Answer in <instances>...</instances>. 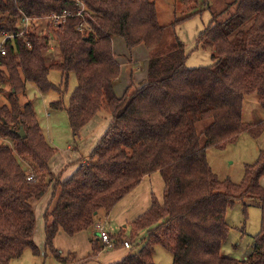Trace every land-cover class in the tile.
<instances>
[{
  "label": "trees",
  "instance_id": "16d2710c",
  "mask_svg": "<svg viewBox=\"0 0 264 264\" xmlns=\"http://www.w3.org/2000/svg\"><path fill=\"white\" fill-rule=\"evenodd\" d=\"M198 1L180 0L193 13L164 27L150 0H0V33H16L22 16L70 15L49 25L51 36L30 29L7 42L0 57V94L4 85L10 88L7 103L0 99V264H11L25 249L39 255L33 242L34 205L50 188L56 202L44 213L45 255L61 264L92 260L107 245L92 239L88 258L63 256L54 247L57 233L73 237L92 229L101 214L107 216L154 173L163 182L162 200L151 195L149 209L130 223L132 241L143 234L139 250L114 264H153L158 246L171 254L172 264H264V151L244 167L239 184L219 180L206 158L208 149L224 150L241 134L258 139L264 133V119L247 123L242 118L251 95L264 112V0H229L210 11L196 47L210 52L211 64L190 68L175 35L170 33L167 51L158 47L167 28L174 31L201 12ZM211 2L206 0V6ZM80 5L84 10L78 17ZM113 37L129 51L141 44L150 50L145 82L120 97L113 90L120 73ZM50 40L57 53L53 63L47 53ZM53 70L61 75L58 87L48 80ZM70 74L77 85L65 105L62 86L66 91ZM28 84L41 93L60 94L49 108L66 112L74 139L98 114L111 116L85 163L62 181L50 171L56 151L45 140L31 101L19 102ZM28 175L32 180H26ZM246 200L258 203L260 228L252 253L240 262L221 250L228 235L227 210Z\"/></svg>",
  "mask_w": 264,
  "mask_h": 264
},
{
  "label": "rangeland",
  "instance_id": "374dc122",
  "mask_svg": "<svg viewBox=\"0 0 264 264\" xmlns=\"http://www.w3.org/2000/svg\"><path fill=\"white\" fill-rule=\"evenodd\" d=\"M76 1V0H75ZM155 3L157 11V20L160 26L169 27V25L175 20L184 18L185 16L193 13V9L189 10L186 8L180 0H150ZM225 1L229 0H212L209 6H206V0H199L197 3L196 10H201V12L191 17L184 22L176 25L174 31L167 28L165 39L162 41V44L158 47L159 50H168V45L171 42L173 34L178 40H180L185 46V53L187 55L186 66L190 68H198L209 66L211 64L210 52L206 49H200L196 47V40L198 35L206 28L210 19V11L220 10ZM195 10V11H196ZM31 29L38 35H49L51 25L47 18L34 20ZM169 33V34H168ZM54 44L50 40L47 53L50 54L49 61H57V53H54ZM141 49H137L131 52L133 61L135 64L139 65L140 68L147 66V59H142L141 54L139 53ZM155 51V50H154ZM157 51V50H156ZM116 54H120L121 51L115 48ZM122 53V52H121ZM129 52L125 49V55ZM137 70L136 68H134ZM145 72V71H144ZM48 80L55 86H60L61 75L58 71L53 70L48 75ZM77 81L74 74L69 75L67 90L64 91V85L62 86L63 94L61 96L62 102L67 105L68 99L76 87ZM4 93L0 94V99L2 102L7 103L6 99L8 96V91L10 90L9 86L6 84L3 87ZM60 94L55 90H50L45 93L38 92L36 88L32 85L26 86V92L24 96H19V102L22 104L25 101H31L36 118L39 123L42 134L44 135L45 140L53 147L58 150L63 151L67 148V145L72 142L74 139L72 132L69 128L68 118L64 110H51L49 104L56 102L59 99ZM252 108L257 109L252 111ZM259 111V112H257ZM49 113V117L47 114ZM259 113L262 114V118ZM101 117V114H99ZM104 117V116H103ZM243 121L244 122H254L259 123L264 119V112L261 110L260 106L257 103V96L251 95L246 97L243 103ZM207 123H202L205 126ZM4 142V141H3ZM6 143V142H4ZM264 151V133L258 139L251 138L248 134H241L237 141L228 146L224 150H217L215 148H210L206 151V158L210 166L211 171L219 180H229L233 184H239L243 178L244 167L246 165H252L257 160L260 152ZM86 157V156H85ZM85 163V160L82 161L80 165ZM26 164H24L25 167ZM66 173V170L63 171V174ZM63 174H60L62 177ZM58 176V174H57ZM65 178H63L64 180ZM153 179V180H152ZM151 186L154 188L153 197H162L163 193V182L159 174L152 176L150 180ZM260 185L264 188V175L260 179ZM51 190L50 195H47L48 201L46 209L49 206H53L56 202V198H53L51 195L53 189ZM58 191V190H57ZM47 192V193H48ZM46 193V194H47ZM59 193V191H58ZM57 193V194H58ZM45 194V195H46ZM44 195V196H45ZM52 198V200H51ZM157 199V198H156ZM51 200V201H50ZM158 200V199H157ZM159 201V200H158ZM243 203L246 205L245 212ZM237 201L235 204L227 210L226 213V223L228 225V235L225 243L222 246L221 254L225 257L238 260L242 262L252 253V244L253 237L259 232L260 228V209L258 203L254 200H246L244 202ZM46 209L44 210L46 212ZM50 211V210H47ZM128 216L126 219H128ZM35 217L36 223L39 221H44V217ZM105 218L103 214L98 218L97 223L101 224L102 219ZM131 221V219H129ZM130 221H125L120 224L114 217H109L108 223L106 224V231L111 238L115 239V243L105 248L109 251L107 255L113 254L114 252L121 251L123 252L124 248L122 246L123 241H127L130 244L131 249L126 252L128 254H135L140 248V238L143 234L135 240L129 238V230L124 228L126 222L127 224ZM103 225V224H101ZM128 229V228H127ZM88 234L92 233V230L89 229ZM123 232V235L121 236ZM102 244L101 241H98ZM90 250L87 253L84 252L82 247L74 246L68 251L70 253L76 254L80 259L88 258L92 255L91 243ZM42 256H34L30 249H25L16 262L11 264H61L52 258L50 255L44 257V250ZM100 253V252H99ZM99 253L92 257V260L86 261L79 264H103V260H99L97 257ZM111 256L110 258H113ZM72 261V260H71ZM119 262V261H117ZM116 263V261L114 262ZM112 263V264H114ZM154 264H172L171 254L162 247H155V254L153 256ZM77 264V263H74Z\"/></svg>",
  "mask_w": 264,
  "mask_h": 264
},
{
  "label": "crops",
  "instance_id": "0c3cea01",
  "mask_svg": "<svg viewBox=\"0 0 264 264\" xmlns=\"http://www.w3.org/2000/svg\"><path fill=\"white\" fill-rule=\"evenodd\" d=\"M111 41H112L113 53L115 55L116 62L118 63L120 68L119 76L113 82V90L115 95L117 97H120L127 89L138 88L139 85L145 82L147 76V66L141 69L139 65L135 64L131 52L137 49H141L139 53L141 54L142 59L145 58L146 56L147 64H148V60L150 57V50L146 49V47L143 44H141L133 48L131 51H129L126 48L124 41L119 37H113ZM116 47L117 50L121 51L122 53L120 52V54H116L115 52ZM125 49H127V51L129 52L127 55L124 54ZM134 68H136L137 70H135ZM255 110L254 108H252V111L255 112ZM100 114L101 117L98 114L80 130L78 136L75 139H73L72 142L69 143V145H67V148L65 150L60 152V150L52 146L55 149L56 153L49 162L50 171L54 176H57L58 174V177L60 178L61 181L63 180V178L67 179L68 177H70L77 170L78 166L89 155L91 150L96 145L97 141L107 130L109 123L111 121V116L103 113ZM259 115L262 118V114L259 113ZM47 116L49 117V113L47 114ZM25 168H26V173H30V167L28 165H25ZM64 170H66L65 174H63ZM60 174H63L62 177L60 176ZM155 174H159V173H154L144 178L140 183V185H138L134 190H132L128 195H126L112 209V211L107 216H105V218L102 219L101 224H103L105 230L109 217L116 218V220L120 222V224L125 221H130L129 219H131L130 223H132V221L137 219L139 216L144 214L149 209L151 204V195L154 192V188L151 186L150 180L152 176ZM50 192L51 190L45 196H43L42 199H40L35 203L34 205L35 217H40V218L44 217V213H45L44 210L46 209L45 207L48 204L47 203L48 197L46 196L50 195ZM156 198L159 200V202H161L162 197H156ZM54 205L55 204H53V206L52 205L49 206L46 209V211L51 210L54 207ZM128 216L130 217L126 219ZM130 223L127 224L126 222L124 226L126 230H130ZM44 225H45V221L43 222L39 221L37 224L35 220L33 242L39 249L38 256H42L43 255L42 250H44V242H45ZM94 226L91 229L92 230L91 234H88V232H82L73 237L66 236L62 231H59L54 239V247L60 250L63 256L70 253V251L68 250L70 248H73L74 246L82 247L84 249V252L87 253V251L90 250L89 243L92 239L95 240V242L98 243L99 245H102L101 243L98 242L100 240L97 239ZM129 249H131V247ZM129 249L124 248L123 252L117 251L114 252L113 254L107 255V252L109 251L106 248H104L103 250L100 251L97 258L99 260H103V264H112L115 261L117 262L122 260L126 256V252L129 251ZM114 254L115 257L110 258L111 256H114ZM154 254H155V249L153 256ZM45 256L46 255L44 253V257ZM76 259H80V258L76 256ZM16 260H14V262H16Z\"/></svg>",
  "mask_w": 264,
  "mask_h": 264
},
{
  "label": "built area",
  "instance_id": "2783aa9c",
  "mask_svg": "<svg viewBox=\"0 0 264 264\" xmlns=\"http://www.w3.org/2000/svg\"><path fill=\"white\" fill-rule=\"evenodd\" d=\"M84 10V7L82 5H80V10L77 13V16L80 17L82 12ZM70 16L69 14H64V15H56V14H51L45 18L48 19L49 23L51 24V26H56L58 24H61L64 22V20L66 19V17ZM42 18V19H45ZM39 20V19H30L26 16H22L19 19V23H18V31L16 33H0V57H3L6 55V50H5V45L7 42L9 41H13L15 38H21L24 36V34L28 31H30V29L32 28L33 25V21ZM0 89H1V85H0ZM33 176L32 175H28L26 180L30 181L32 180ZM95 231H96V236L97 239H99L102 244L110 246L112 244L115 243V239L111 238L110 235L108 234V232L105 230L104 226L101 225L100 223H96L95 226ZM122 246L125 249H129L130 248V244L127 241H123L122 242Z\"/></svg>",
  "mask_w": 264,
  "mask_h": 264
},
{
  "label": "water",
  "instance_id": "95a60500",
  "mask_svg": "<svg viewBox=\"0 0 264 264\" xmlns=\"http://www.w3.org/2000/svg\"><path fill=\"white\" fill-rule=\"evenodd\" d=\"M18 134H19L21 137H24L22 129H20V131H19Z\"/></svg>",
  "mask_w": 264,
  "mask_h": 264
}]
</instances>
